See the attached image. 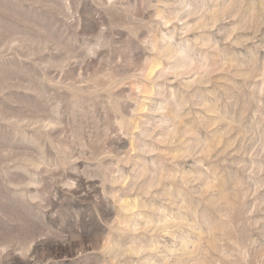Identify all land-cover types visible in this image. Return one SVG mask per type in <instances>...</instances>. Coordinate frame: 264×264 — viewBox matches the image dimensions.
Here are the masks:
<instances>
[{
	"label": "rangeland",
	"instance_id": "1",
	"mask_svg": "<svg viewBox=\"0 0 264 264\" xmlns=\"http://www.w3.org/2000/svg\"><path fill=\"white\" fill-rule=\"evenodd\" d=\"M0 264H264V0H0Z\"/></svg>",
	"mask_w": 264,
	"mask_h": 264
}]
</instances>
